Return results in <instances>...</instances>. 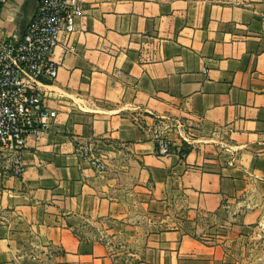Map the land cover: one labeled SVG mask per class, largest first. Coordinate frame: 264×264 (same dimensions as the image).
Instances as JSON below:
<instances>
[{
    "label": "crops",
    "instance_id": "1",
    "mask_svg": "<svg viewBox=\"0 0 264 264\" xmlns=\"http://www.w3.org/2000/svg\"><path fill=\"white\" fill-rule=\"evenodd\" d=\"M78 1L41 87L55 121L20 177L0 164V264H248L236 248L264 231V0ZM37 3L2 4L0 38ZM165 120L191 138L158 157Z\"/></svg>",
    "mask_w": 264,
    "mask_h": 264
},
{
    "label": "built area",
    "instance_id": "2",
    "mask_svg": "<svg viewBox=\"0 0 264 264\" xmlns=\"http://www.w3.org/2000/svg\"><path fill=\"white\" fill-rule=\"evenodd\" d=\"M6 1L0 0V7ZM82 12L78 0H38L23 34L0 38V164L12 176L23 173L27 140L38 141L55 121L56 113L46 106L41 87L57 77L55 49L65 44L72 50L67 43ZM155 142L158 157L171 153L169 141L156 137ZM76 154L93 169L103 168L104 155L92 143L77 144ZM233 161L231 157L229 163Z\"/></svg>",
    "mask_w": 264,
    "mask_h": 264
},
{
    "label": "rangeland",
    "instance_id": "3",
    "mask_svg": "<svg viewBox=\"0 0 264 264\" xmlns=\"http://www.w3.org/2000/svg\"><path fill=\"white\" fill-rule=\"evenodd\" d=\"M155 133L159 138L170 143H173L180 133L187 139L191 138L190 131L188 132L184 125H176L171 120H165L163 124H160ZM236 251L238 256L248 264H264V231L259 233L256 238L239 243Z\"/></svg>",
    "mask_w": 264,
    "mask_h": 264
},
{
    "label": "trees",
    "instance_id": "4",
    "mask_svg": "<svg viewBox=\"0 0 264 264\" xmlns=\"http://www.w3.org/2000/svg\"><path fill=\"white\" fill-rule=\"evenodd\" d=\"M183 147H184V149L181 150V153L185 155L190 151V147L187 145H183Z\"/></svg>",
    "mask_w": 264,
    "mask_h": 264
},
{
    "label": "water",
    "instance_id": "5",
    "mask_svg": "<svg viewBox=\"0 0 264 264\" xmlns=\"http://www.w3.org/2000/svg\"><path fill=\"white\" fill-rule=\"evenodd\" d=\"M31 17H32V16H31ZM30 19H31V18H30ZM30 19H29V20H30Z\"/></svg>",
    "mask_w": 264,
    "mask_h": 264
}]
</instances>
